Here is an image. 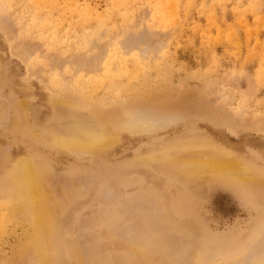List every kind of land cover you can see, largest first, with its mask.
<instances>
[{"label":"rangeland","instance_id":"obj_1","mask_svg":"<svg viewBox=\"0 0 264 264\" xmlns=\"http://www.w3.org/2000/svg\"><path fill=\"white\" fill-rule=\"evenodd\" d=\"M74 123L117 133L76 152ZM19 157L58 204L52 264H264V0H0V264H32Z\"/></svg>","mask_w":264,"mask_h":264},{"label":"bare ground","instance_id":"obj_2","mask_svg":"<svg viewBox=\"0 0 264 264\" xmlns=\"http://www.w3.org/2000/svg\"><path fill=\"white\" fill-rule=\"evenodd\" d=\"M122 125L124 126V124ZM146 126L147 125L143 127ZM86 127L83 128L78 124L75 126V123L65 125L62 130L60 129L57 131L56 138L61 146L67 147L76 152H84L88 149H93L109 142L111 143L117 133H115L112 129L113 125L109 126L100 123L99 128L89 126L87 128ZM117 127H119V125ZM226 154L220 152H209L204 155L205 157H201V160L195 162L199 164V167L201 165V173L205 176L218 172H223L225 174L232 173L235 175L234 177H238L242 181H247L248 171L245 170L246 168H241L237 159L229 157ZM184 163H186V161ZM11 171L14 175H16V186L18 187L17 190L15 189L16 196H14V199L27 202V208L31 211V217L37 222V226L33 228L31 235L32 238L35 237V244L30 250L31 257L28 260L31 261L32 264H52V257L50 254V237L51 232L54 229L56 215L58 214L56 211L58 204L54 201V199H52L51 192L49 193L48 191L42 171H39V169H37V167L32 164L28 158H17L11 166ZM194 175H197V173L191 172V176ZM14 183H11V185ZM51 202H53L54 205L51 204ZM156 264H159V262Z\"/></svg>","mask_w":264,"mask_h":264}]
</instances>
